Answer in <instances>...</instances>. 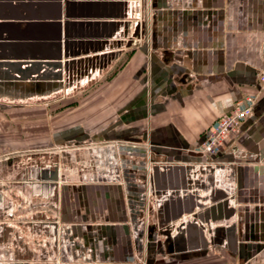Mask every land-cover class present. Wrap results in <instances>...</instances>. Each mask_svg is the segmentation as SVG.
Here are the masks:
<instances>
[{"label": "crops", "instance_id": "1", "mask_svg": "<svg viewBox=\"0 0 264 264\" xmlns=\"http://www.w3.org/2000/svg\"><path fill=\"white\" fill-rule=\"evenodd\" d=\"M57 61L60 69L52 66ZM263 68L264 0H0V100L64 97L119 72L121 83L129 80V99L124 104L129 106L122 115L128 129H121L120 135L148 139L149 161L201 159L193 151L203 144L213 122L239 99L259 94L241 134L230 137L216 156L230 162L227 178L237 184L234 202L220 208L221 200L204 203V216L212 225L225 222L228 209L234 207L235 229L220 227L217 237L223 244L221 253L239 264L255 260L264 264V86L259 82ZM82 141L72 137L66 142ZM190 151L193 154H184ZM117 162L112 157L108 167L117 168ZM176 166L156 175L154 190L188 185L184 166ZM39 169L54 172L55 165L39 166L36 174ZM104 173L86 184L92 190L102 184L107 196L109 181ZM33 182V194L60 200L61 181L58 187L48 180ZM196 186L200 193L175 194L163 205L161 215L156 212V220L186 212L190 200L216 201L223 195L208 173ZM112 196L117 206L103 219L95 220L84 210L80 217L79 209L70 206L60 218L42 222L51 234L54 229L55 238L65 234L71 262L134 264L130 257L137 246L135 224L122 218L125 210L119 193ZM146 229L150 264L159 258L162 264H193L214 250L201 249L198 239L199 249H178L180 239L172 238L178 229L170 239L160 235L157 224L147 222ZM188 229L181 226L180 233ZM109 234L118 245L108 242ZM122 243L130 253L123 251Z\"/></svg>", "mask_w": 264, "mask_h": 264}, {"label": "rangeland", "instance_id": "2", "mask_svg": "<svg viewBox=\"0 0 264 264\" xmlns=\"http://www.w3.org/2000/svg\"><path fill=\"white\" fill-rule=\"evenodd\" d=\"M119 76V72H111L64 97L0 100V264H86L71 262L74 259L68 253L65 234L55 238L42 222L60 218L70 206L79 209L80 217L84 210L95 220L103 219L117 206L114 193H119L125 210L122 218H131L136 228V248L128 249L122 243L123 251L131 250L134 264L151 263V247L144 239L147 222L157 224L153 200L147 195L152 144L148 139H132L124 131L120 135V130L127 128L122 115L129 106L124 105L129 99V80L121 83ZM72 137L84 141L67 143ZM112 157L118 161L117 168L108 167ZM56 164L63 183L58 189L60 200L33 194L31 186L24 183L31 170ZM103 173L109 181L107 196L102 184L92 186L93 190L86 184ZM223 223L213 224L212 229L229 225ZM109 236L108 242L118 245L114 236ZM211 247L214 250L208 258L193 264H239L221 253V245ZM160 260L155 264H162Z\"/></svg>", "mask_w": 264, "mask_h": 264}, {"label": "built area", "instance_id": "3", "mask_svg": "<svg viewBox=\"0 0 264 264\" xmlns=\"http://www.w3.org/2000/svg\"><path fill=\"white\" fill-rule=\"evenodd\" d=\"M259 82L264 86V68L259 74ZM259 94H248L239 99L233 109L229 112L222 114L211 125L207 136L203 144L194 152L200 156L201 159L186 162H175L167 160H150L149 172L154 173V169L158 168L163 170L167 166L181 165L189 169L187 173L188 187L177 189H166L163 191L148 190V196L153 200L152 210L157 212L168 199L177 193L184 194L187 192H198L199 189L196 184L201 180L204 174H212L213 183L216 188L223 190L227 194L229 203L234 202V195L237 191V184L229 181L227 178V168L230 162L220 161L216 158V154L225 146L226 141L232 137L240 135L242 132V125L244 121L249 118L254 111L255 103ZM151 158V153H149ZM196 186V187H195ZM200 190V189H199ZM200 193V192H198ZM190 216V215H189ZM186 217H183V219ZM183 219L176 222V226H179ZM234 217L229 221H225V224L231 225L234 222ZM223 223V224H224ZM207 230H205V234Z\"/></svg>", "mask_w": 264, "mask_h": 264}, {"label": "water", "instance_id": "4", "mask_svg": "<svg viewBox=\"0 0 264 264\" xmlns=\"http://www.w3.org/2000/svg\"><path fill=\"white\" fill-rule=\"evenodd\" d=\"M57 60H62V58L59 57ZM57 62L58 63L52 64V66H57V68L60 69L61 65H60L59 61H57ZM27 65L33 66L35 64H34V62H28ZM27 80H30V79H27ZM34 80L35 79H32V81H34ZM27 87H29L28 88L29 90L35 89V88H30V86H27ZM178 167H181V166H178ZM173 168H177V166H167L163 170H159L158 168H155L154 173L148 182L149 190L151 192H153L154 188H156V186L153 187V184L155 185L154 180L157 178L156 175L158 173L164 172V171H166L168 173L169 171H171L170 169H173ZM184 169H185V176H186L189 169L187 167H184ZM31 172L29 173L30 178L28 177L27 180H31L32 182H33V180H37V181L48 180V181L52 182L53 187L59 186V181L61 179L59 165L58 166H57V164L55 165L54 172H48V171L43 170V169L37 170V174H36V169L31 170ZM210 176L213 179L212 174H210ZM25 184H26V182H25ZM28 185H30L31 187L33 186L32 184H28ZM186 187H188V186L186 185L183 188H186ZM219 190L223 193L224 196L222 195V197H220V199H218L216 201H213L209 198H207V199L199 198L197 203H194L190 200V201L186 202L188 205H190V207H188L186 212H180L178 215H175L173 217H168L166 219L163 217L161 218L160 216H157L158 218L160 217L159 219L157 218V228H159L158 230L160 232V235H163L166 238L170 239L171 233L173 232V230L178 229V232L175 234L174 237H172L174 240L180 239V241L176 243L178 249H180V247L181 248L186 247L187 250L197 249L198 246L196 243V239H198V242H200L201 249H204V250H206L207 247L212 246V245H218V246L223 245L222 243H220L218 241V237H217L218 231L221 230L222 228L216 227L215 229H212V220L208 216H204V214L206 212V208H207L204 203H207L208 200L210 203H213V204H216V203L218 204V202L221 200V202H223V204L217 205L218 208H220L221 206H228L229 200L227 198V194L223 190H221V189H219ZM159 192L160 191L158 190L157 193H159ZM174 195H172L168 199V201L171 200L173 197H175ZM177 196L178 197L182 196V194L177 193ZM162 208H163V206L157 211V214H159V215L162 214V211H161ZM216 208H214V209H216ZM196 209L198 211H196ZM214 209H212L211 211H213ZM228 210L230 211V213L224 218V219H226V221H229L230 219H232L234 217V214H235L234 207L233 208L230 207ZM184 215H188V216L190 215L192 217V219L181 223V225L179 227L176 226V222H178L180 219H182ZM185 225L189 227L188 232H185L184 234L180 233L181 226H185ZM195 226L197 227L196 230H194ZM53 227L55 228V225H53ZM225 228H228L229 230H234L235 225H234V223H232L231 225H228ZM205 230H207L206 234H205ZM52 233L54 234V229H53ZM240 250L241 251L244 250L243 245L240 246Z\"/></svg>", "mask_w": 264, "mask_h": 264}, {"label": "bare ground", "instance_id": "5", "mask_svg": "<svg viewBox=\"0 0 264 264\" xmlns=\"http://www.w3.org/2000/svg\"><path fill=\"white\" fill-rule=\"evenodd\" d=\"M152 172H150V173H148V177H152ZM148 180H150L149 178H148ZM27 184H32V185H34V182H32L31 180H27V181H25ZM24 182V183H25Z\"/></svg>", "mask_w": 264, "mask_h": 264}]
</instances>
